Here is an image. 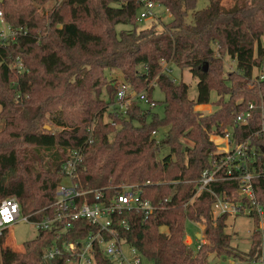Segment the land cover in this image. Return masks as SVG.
<instances>
[{
    "label": "trees",
    "instance_id": "16d2710c",
    "mask_svg": "<svg viewBox=\"0 0 264 264\" xmlns=\"http://www.w3.org/2000/svg\"><path fill=\"white\" fill-rule=\"evenodd\" d=\"M49 1L0 0L5 22L17 32L13 41L0 43V201L16 198L22 215L35 221L52 214L58 186L67 180L62 166L68 152L81 150L74 178L80 188L111 198L122 185H135L153 205L148 215L123 211L113 217L120 238L143 259L205 264L206 253L185 242L186 218L204 222L211 252L228 255V216L213 218L212 193L189 201L212 158H219L211 135L232 128L237 143L250 140L255 150L250 167L258 173L253 185L264 208V77L259 76L262 68L264 74V0H235L229 9L222 0H208L199 11H194L197 0H150L164 6L171 20L141 30L139 0H61L46 11ZM190 11L191 23L186 21ZM118 25L132 29L119 32ZM225 56L238 69L229 78H224ZM16 60L24 66L21 74L10 68ZM171 64L198 77L195 100L187 84H173L167 72ZM116 71L124 84L144 93L148 109L132 100L119 110L116 79L108 76ZM155 82L164 94L163 118L153 113L159 105L152 99ZM213 91L217 109L203 116L195 108L210 104ZM248 102L254 104L252 118L238 126L236 116ZM159 131L158 139L153 132ZM237 186L222 179L211 190L231 193ZM96 232L87 220L61 234L41 230L23 250L2 244L0 264L7 251L8 264H67L63 254L47 260L46 250ZM263 248L264 239L254 232L247 264ZM95 263L113 264L99 249Z\"/></svg>",
    "mask_w": 264,
    "mask_h": 264
},
{
    "label": "built area",
    "instance_id": "2783aa9c",
    "mask_svg": "<svg viewBox=\"0 0 264 264\" xmlns=\"http://www.w3.org/2000/svg\"><path fill=\"white\" fill-rule=\"evenodd\" d=\"M139 1L141 12L138 19L152 18L154 9L160 6L150 0ZM0 23L5 27L4 30L0 29V43L13 41L17 32L5 22L1 10ZM10 68L18 74L24 71L20 60L14 61ZM170 71L167 69L168 74ZM259 76L260 79H263V68L259 70ZM172 81L175 83V80L172 79ZM117 84V106L119 110L125 111L132 101L129 99L131 93L129 87L123 82ZM253 107L254 104L248 102L247 108L237 114L236 124L238 126H244L250 122ZM262 120H264V115ZM153 134L157 135V132H153ZM211 141L217 149L214 156L219 158H212L211 166L202 173L189 204H193L205 192H211L214 196L211 208L214 219L223 215L228 217L249 216L255 220V223L258 219L257 224L261 228L257 227L255 232H258L264 239V208L257 199L253 185V180L258 173L250 167V161L256 156L250 140L237 143L234 130L227 128L222 134H213ZM68 155L69 158L63 164L62 171L69 186H64V184L58 186L57 198L52 205V214L46 215L40 221H35L30 216L22 215L20 204L16 198L11 197L0 201V246L15 244L10 232H12L13 224L18 220L34 224L38 232L56 230L59 234L71 229L77 220H87L97 227L96 233H91L81 239L66 241L62 246L54 244L46 250L44 257L47 260H52L57 255L63 254L68 257L67 264H96L95 252L99 249L113 264H143V257L138 250L120 238L118 230L113 226V217L123 211L151 214L154 211L151 202L142 199V192L135 185H122L111 198L97 189L80 188L74 182V178L77 164L81 158V150H69ZM222 179L237 182V188L231 193L228 190H223L220 193L213 192L211 185L221 182ZM189 221L194 222L191 219ZM121 225L128 228L124 221ZM186 244L191 246L188 242ZM203 245L201 241L196 247V251L199 252ZM251 262L264 264V248L261 254Z\"/></svg>",
    "mask_w": 264,
    "mask_h": 264
},
{
    "label": "rangeland",
    "instance_id": "374dc122",
    "mask_svg": "<svg viewBox=\"0 0 264 264\" xmlns=\"http://www.w3.org/2000/svg\"><path fill=\"white\" fill-rule=\"evenodd\" d=\"M61 2V0H50L46 5V11H48L49 9H51L53 6H55L56 2ZM235 0H222V5L226 8L229 9L231 7L234 6ZM157 5H159L158 3H155ZM209 5V1L208 0H197L196 3V8L194 11H199L202 10L204 8H206ZM112 6H119L117 4H112ZM141 9L138 11V15L140 14ZM168 12V10L164 7V6H159L156 7L154 9V16L148 17V18H143V19H138L137 21V26L138 29H145L148 27H151L153 24L155 25L156 23H158L159 25H162L163 23L169 22L171 20V14ZM186 21L191 23L193 21V11H190L188 14V17L186 18ZM160 27V26H158ZM4 26L0 23V29L4 30ZM118 31H122V30H129L132 29V26L129 25H118L117 26ZM261 44L264 46V35L261 38ZM224 61V78H229V75L231 76V73L235 72L237 69V64L236 61L233 60L232 58L225 56L223 58ZM166 66V65H165ZM168 69L171 70L169 73V76L171 78V80H175V83L173 82L174 85L179 84L180 82H184L185 84L188 85L189 87V98L191 100H195L197 97V84H198V77L193 76V74L188 70V69H184L181 70L175 66H173L172 64L168 66ZM254 74H258L257 69H254ZM112 78H115L116 80L112 83L113 86H116L115 88H117V83H121L123 82V78L122 75L119 71H116L114 73H108V76ZM159 84H161L160 82H158ZM116 84V85H115ZM156 82L153 84L156 86ZM129 90H130V95H129V99L130 100H137V102H139L144 108L148 109L149 108V104L146 103V99L144 97V93H138L135 90H133L130 85L128 86ZM102 98L107 101V93L105 91V89L103 90V94H102ZM152 99L156 102H159V105L153 109V113L157 114L160 118H163L164 116V106L161 104V102L164 99V94L163 92L160 90L159 87L156 86V88L154 89L153 92V96ZM218 99V95L216 92H212L211 93V103L208 105H203V107H201V105L196 106L195 110L198 112H201L203 114V116H207L211 113H213L214 111H216L217 107L214 105V103L217 101ZM117 104V101H116ZM115 106V104H114ZM114 106H111L108 108L107 113L105 114V120L107 121V115L110 111L114 110ZM201 107V108H200ZM0 111H1V106H0ZM263 119V116H262ZM264 121V120H263ZM2 122L0 121V128L2 127ZM48 126H46L47 128ZM162 131H159L157 134V138L159 139L160 136L162 134ZM213 136V135H212ZM211 136V138H212ZM191 144V143H190ZM192 145V144H191ZM216 147V146H215ZM166 152H168L167 150H163L162 153L165 154ZM64 186H69V182L68 181H64L63 182ZM190 218H186L185 221V233L191 238V247L194 251H196V247L198 246V243L200 241L205 240L206 243H204L203 241V247L200 250V252L202 253H206V262L205 264H247L249 262L248 260V252L250 251V247L252 246V236L253 233L255 232V229L257 227L261 228L259 226V224H257V222L255 223V220L252 217L249 216H237V217H233V216H229L228 219L226 220V228H225V232L226 234L231 236V249L229 251V254L226 256H219L216 253L211 252L208 248H209V240L208 238L205 236H203V238H199V241L196 237V234L201 232L202 229H204L203 225L204 222L200 223H196V222H191L189 221ZM257 225V226H256ZM165 230V229H164ZM8 232V231H7ZM6 232V233H7ZM38 229L36 228V226L34 224L25 222L23 220H18L15 224H13L12 226V232H10V235L13 236V241L15 243V245L23 250L24 249V244L27 241H31L33 239H35L38 236ZM190 243V241H188ZM201 243V242H200ZM2 248H5L3 246H1ZM0 247V248H1ZM1 248V249H2ZM6 251V250H5ZM0 251V254L2 255V253L5 252ZM197 252V251H196ZM6 255V256H5ZM4 255V259L1 261V263L3 262V264H8L9 263V252L7 251V254ZM251 264H253V262H250ZM143 264H150L146 259H143Z\"/></svg>",
    "mask_w": 264,
    "mask_h": 264
},
{
    "label": "crops",
    "instance_id": "0c3cea01",
    "mask_svg": "<svg viewBox=\"0 0 264 264\" xmlns=\"http://www.w3.org/2000/svg\"><path fill=\"white\" fill-rule=\"evenodd\" d=\"M169 15H170V14H169ZM167 65H168V64H167ZM167 65H166V66H167ZM201 107H203V105H201ZM201 107H200V108H201ZM200 224H202V223H200ZM164 229H165V230H164ZM163 230L166 231V232L168 231L167 228H163ZM203 233H204V229H202L201 232H199V233L196 234V237H197L198 241H199V238H203V236H204ZM185 241H186V242L190 241V244L192 243L191 238H190L186 233H185ZM202 241H203L204 243H206L205 240L202 239ZM200 242H201V241H200ZM200 242L198 243V245L200 244ZM203 242H202V243H203ZM188 243H189V242H188ZM2 246H3V245H2ZM5 254H6V253H5ZM5 254H4V255H5ZM5 256H6V255H5Z\"/></svg>",
    "mask_w": 264,
    "mask_h": 264
},
{
    "label": "water",
    "instance_id": "95a60500",
    "mask_svg": "<svg viewBox=\"0 0 264 264\" xmlns=\"http://www.w3.org/2000/svg\"><path fill=\"white\" fill-rule=\"evenodd\" d=\"M49 129V127H47Z\"/></svg>",
    "mask_w": 264,
    "mask_h": 264
}]
</instances>
